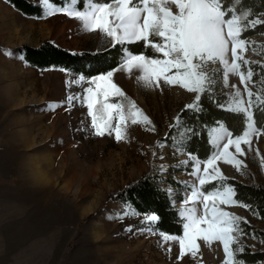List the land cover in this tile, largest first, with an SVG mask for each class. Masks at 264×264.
I'll list each match as a JSON object with an SVG mask.
<instances>
[{"label": "rangeland", "instance_id": "rangeland-1", "mask_svg": "<svg viewBox=\"0 0 264 264\" xmlns=\"http://www.w3.org/2000/svg\"><path fill=\"white\" fill-rule=\"evenodd\" d=\"M29 1L42 5L46 15L27 16L0 0V264H224L226 255L218 241L211 245L198 241L195 258L191 254L179 258V242L165 240L169 235L153 228L154 222L147 220L150 215L114 198L150 168H157L180 215L195 177L190 175L193 155L184 150L188 131L177 117L197 94L163 81L159 87H148L138 78L139 69L129 73L121 63L111 71L113 82L127 97L121 98L129 116L123 126L126 136L118 141L114 132L96 135L86 102V89L95 87L88 83L93 78L31 66L18 49L50 40L81 53L113 43L101 31L86 30L81 20L66 12L48 15L43 0ZM49 3L53 8L87 9V0L83 6L79 0L75 5L71 0L64 6ZM220 79L216 77L215 85ZM228 83L219 92L211 90L224 96L223 105L234 91L231 85L243 92L238 76L230 75ZM69 96L76 99L68 102ZM129 101L151 124L131 123ZM117 122L114 117L113 125ZM218 127L210 131L214 153ZM243 147L247 154L238 158L246 167L237 170L218 161L219 168L226 177L243 182L260 177L264 182V134L253 136L252 150ZM220 207L264 230V222L247 207ZM241 242L252 249L263 247L257 236L240 235Z\"/></svg>", "mask_w": 264, "mask_h": 264}, {"label": "snow or ice", "instance_id": "snow-or-ice-1", "mask_svg": "<svg viewBox=\"0 0 264 264\" xmlns=\"http://www.w3.org/2000/svg\"><path fill=\"white\" fill-rule=\"evenodd\" d=\"M79 2L83 6L84 0ZM71 3L75 5L77 0H71ZM43 4L49 10L48 15L66 12L81 20L86 30L101 31L110 38L113 46L145 42L155 55L132 54L125 49L121 68L129 73L139 69L142 75L138 78L148 87H159L163 81L169 86L178 85L196 93L195 103L188 104V109L199 107L201 94L213 89L217 76L222 78L224 87L229 86L230 75L239 77L244 86L243 92L240 87L231 85L234 91L227 103L220 106L242 114L247 120V129L242 135L233 137V133L221 124L214 130L217 151L203 161L191 157L194 166L190 175L195 177V182L190 185L189 194L183 200L185 207L180 212L186 221L183 223V234L169 235L164 239L179 242L181 259L186 254H191L193 258L197 256L200 251L198 241L209 245L218 241L226 255L224 264H243L238 256L244 251L239 245V237L243 233L240 225L248 222L220 205H247L240 204L235 198L236 190L231 185L222 184L220 188L207 192L203 188L213 181L228 179L219 168L218 161L233 165L237 170L246 167L238 158L247 154L243 146L252 150L253 136L264 134V126H256L253 112L254 106L258 109L264 107V78H260L261 92H254L250 86L254 84L255 75L251 65L260 62L247 58L249 41L244 36L249 29L264 24V20L250 19L252 13L243 11L241 0H87L84 11L53 8L49 0H43ZM252 51L258 49L253 48ZM217 64L220 67H216ZM260 66L264 67V64ZM113 75L109 71L88 81L95 87L86 89V102L95 134L102 136L106 131L108 134L114 132L119 141L126 136L123 126H126L129 116L125 114L123 103L108 102L112 96L127 99L122 89L113 82ZM84 79L80 77V81ZM73 99L76 97H67L68 102ZM129 104L131 123L142 120L151 124L134 101H129ZM114 117L118 121L115 125L112 123ZM179 119L177 117V121ZM202 163L205 165L203 169ZM197 204L202 207L198 209ZM147 220L153 223L158 217L150 215ZM234 244L237 245L235 250L232 247Z\"/></svg>", "mask_w": 264, "mask_h": 264}, {"label": "trees", "instance_id": "trees-1", "mask_svg": "<svg viewBox=\"0 0 264 264\" xmlns=\"http://www.w3.org/2000/svg\"><path fill=\"white\" fill-rule=\"evenodd\" d=\"M17 10L27 16L42 18L46 15L44 7L40 4L32 3L29 0H6ZM58 6H64L67 0H49ZM243 11L252 13L250 19L264 20V0H241ZM84 5V3H83ZM80 6V2H79ZM244 36L249 41V51L247 58L259 61L264 64V24L257 25L256 28L249 29ZM253 48L258 51H252ZM125 49L132 54L155 55L150 47H146L145 42H137L125 45L113 44L99 50L73 53L50 40L44 41L39 47L24 46L18 52L24 56V61L39 69H63L72 72L74 75H83L86 79L95 78L118 67L126 55ZM260 64L251 65L255 75L254 92H261V79L264 78V67ZM219 81V80H218ZM221 79L217 85L218 92L222 90ZM223 95H216L211 90L206 94H201L199 107L196 109L185 108L180 113V119L187 129V141L184 147L186 153L195 156L203 161L214 154V145L211 143L210 131L214 127L223 124L233 133L243 134L247 128V120L242 114L233 113L226 110L223 105ZM124 99V98H122ZM112 102H123L121 97H110ZM126 100V99H124ZM195 103V100L193 101ZM99 104L97 105V108ZM254 120L256 126H264V107H253ZM264 131V128H262ZM170 138V135H169ZM161 174L157 168H150L142 174L134 183L123 188L114 198L122 203L129 204L140 214L156 215L158 220L153 223V228L168 235L181 236L183 234L184 218L179 215L178 209L172 205V199L160 182ZM224 185H231L236 190V199L258 218L264 222V182L260 177L256 180L249 177L247 182H243L234 177H228L226 181H213L203 188L205 192L215 190ZM215 186V187H214ZM243 229L241 234L245 238L257 236L263 247L252 249L246 243H239L244 251L238 253L243 264H264V230L256 229L253 225L241 223ZM237 245H233L235 250Z\"/></svg>", "mask_w": 264, "mask_h": 264}]
</instances>
